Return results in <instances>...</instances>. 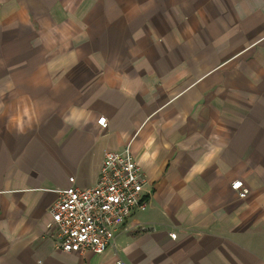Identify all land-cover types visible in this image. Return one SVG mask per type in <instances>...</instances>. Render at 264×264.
<instances>
[{
	"label": "crops",
	"instance_id": "0c3cea01",
	"mask_svg": "<svg viewBox=\"0 0 264 264\" xmlns=\"http://www.w3.org/2000/svg\"><path fill=\"white\" fill-rule=\"evenodd\" d=\"M126 144L144 204L64 252L58 190ZM0 264H264V0H0Z\"/></svg>",
	"mask_w": 264,
	"mask_h": 264
},
{
	"label": "built area",
	"instance_id": "2783aa9c",
	"mask_svg": "<svg viewBox=\"0 0 264 264\" xmlns=\"http://www.w3.org/2000/svg\"><path fill=\"white\" fill-rule=\"evenodd\" d=\"M97 123L105 127V117H99ZM69 181L66 188L58 190L59 198L49 208L48 227L64 252L101 254L113 244L115 231L132 210L144 204L141 190L145 178L132 158L130 144L120 151L105 152L95 184L78 187L73 178ZM230 187L239 198L248 193L240 179L233 180Z\"/></svg>",
	"mask_w": 264,
	"mask_h": 264
},
{
	"label": "clouds",
	"instance_id": "9594fccd",
	"mask_svg": "<svg viewBox=\"0 0 264 264\" xmlns=\"http://www.w3.org/2000/svg\"><path fill=\"white\" fill-rule=\"evenodd\" d=\"M83 112L82 110L78 111L76 109H73L72 111V117L71 118H65L67 122H71L72 119H78L80 115H82ZM21 131H23V129H21ZM219 149H213V151L208 155L207 159H211L212 156H214L216 154V152H218Z\"/></svg>",
	"mask_w": 264,
	"mask_h": 264
},
{
	"label": "snow or ice",
	"instance_id": "6c2138e0",
	"mask_svg": "<svg viewBox=\"0 0 264 264\" xmlns=\"http://www.w3.org/2000/svg\"><path fill=\"white\" fill-rule=\"evenodd\" d=\"M100 123H101V124H103V123H104V121H103V120H101V121H100Z\"/></svg>",
	"mask_w": 264,
	"mask_h": 264
}]
</instances>
